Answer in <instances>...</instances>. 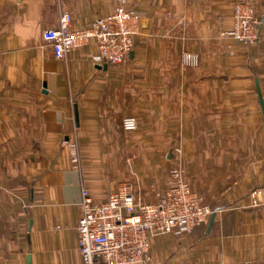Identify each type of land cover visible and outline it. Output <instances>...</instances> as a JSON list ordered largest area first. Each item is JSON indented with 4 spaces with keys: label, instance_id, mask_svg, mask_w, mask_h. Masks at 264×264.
<instances>
[{
    "label": "crops",
    "instance_id": "0c3cea01",
    "mask_svg": "<svg viewBox=\"0 0 264 264\" xmlns=\"http://www.w3.org/2000/svg\"><path fill=\"white\" fill-rule=\"evenodd\" d=\"M121 1L142 19L123 62L98 63L94 39L54 55L43 31L63 12L87 26ZM240 1L256 43L222 35ZM173 167L211 213L151 235L148 264H264V0H0V264H83L82 188L153 202Z\"/></svg>",
    "mask_w": 264,
    "mask_h": 264
},
{
    "label": "built area",
    "instance_id": "2783aa9c",
    "mask_svg": "<svg viewBox=\"0 0 264 264\" xmlns=\"http://www.w3.org/2000/svg\"><path fill=\"white\" fill-rule=\"evenodd\" d=\"M232 27L222 35L253 44L259 40L261 20L256 8L247 1L234 4ZM142 25L139 14L121 1L112 12L94 19L87 26L73 27L72 16L63 12L58 23L46 28L43 37L57 58L71 49H79L94 39L98 63L119 64L133 49L134 36ZM187 62L198 64L197 54H188ZM122 127H137L133 115L123 118ZM173 184L153 202H136L131 183H118L104 201L93 198L82 188L77 203V244L83 264H148L149 238L154 234H180L206 221L211 209L183 178V170H170ZM255 203L259 192L252 191Z\"/></svg>",
    "mask_w": 264,
    "mask_h": 264
},
{
    "label": "rangeland",
    "instance_id": "374dc122",
    "mask_svg": "<svg viewBox=\"0 0 264 264\" xmlns=\"http://www.w3.org/2000/svg\"><path fill=\"white\" fill-rule=\"evenodd\" d=\"M171 175V174H170ZM184 178V177H183Z\"/></svg>",
    "mask_w": 264,
    "mask_h": 264
}]
</instances>
